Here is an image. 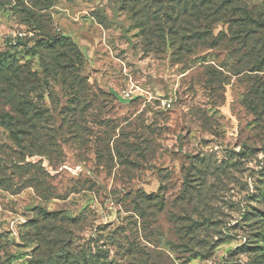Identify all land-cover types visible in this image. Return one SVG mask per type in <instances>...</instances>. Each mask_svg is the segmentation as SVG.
Returning <instances> with one entry per match:
<instances>
[{
    "label": "rangeland",
    "instance_id": "obj_1",
    "mask_svg": "<svg viewBox=\"0 0 264 264\" xmlns=\"http://www.w3.org/2000/svg\"><path fill=\"white\" fill-rule=\"evenodd\" d=\"M6 51L0 264H264V0H0Z\"/></svg>",
    "mask_w": 264,
    "mask_h": 264
},
{
    "label": "trees",
    "instance_id": "obj_2",
    "mask_svg": "<svg viewBox=\"0 0 264 264\" xmlns=\"http://www.w3.org/2000/svg\"><path fill=\"white\" fill-rule=\"evenodd\" d=\"M59 41L63 40L56 38L53 42L57 44ZM21 44L24 49H28L22 37L9 48L15 49ZM12 56L8 51L0 52V124L5 128L6 123L11 122L13 114L17 116L16 113L22 117L21 123L24 125L30 124L33 119L29 113L31 102L27 100L28 96L25 94L30 80V76L27 75L28 67H23L24 65L18 63ZM26 62H29L28 59ZM26 62L24 64H28ZM56 62L58 63V58L54 59L55 64ZM0 169H2L1 166Z\"/></svg>",
    "mask_w": 264,
    "mask_h": 264
},
{
    "label": "built area",
    "instance_id": "obj_3",
    "mask_svg": "<svg viewBox=\"0 0 264 264\" xmlns=\"http://www.w3.org/2000/svg\"><path fill=\"white\" fill-rule=\"evenodd\" d=\"M19 37H21L23 34L21 32L18 33Z\"/></svg>",
    "mask_w": 264,
    "mask_h": 264
}]
</instances>
